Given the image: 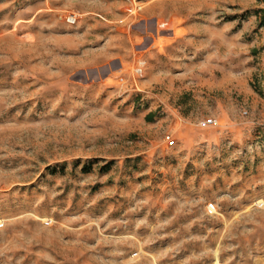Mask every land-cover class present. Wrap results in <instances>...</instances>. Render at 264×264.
Returning a JSON list of instances; mask_svg holds the SVG:
<instances>
[{"label":"rangeland","instance_id":"374dc122","mask_svg":"<svg viewBox=\"0 0 264 264\" xmlns=\"http://www.w3.org/2000/svg\"><path fill=\"white\" fill-rule=\"evenodd\" d=\"M0 264H264V0H0Z\"/></svg>","mask_w":264,"mask_h":264},{"label":"built area","instance_id":"2783aa9c","mask_svg":"<svg viewBox=\"0 0 264 264\" xmlns=\"http://www.w3.org/2000/svg\"><path fill=\"white\" fill-rule=\"evenodd\" d=\"M217 125H218L217 121H215L214 119H208V120L202 122L201 126H203V127H215ZM166 142H168L170 145L174 144V140L171 138V136L166 137Z\"/></svg>","mask_w":264,"mask_h":264},{"label":"trees","instance_id":"16d2710c","mask_svg":"<svg viewBox=\"0 0 264 264\" xmlns=\"http://www.w3.org/2000/svg\"><path fill=\"white\" fill-rule=\"evenodd\" d=\"M54 170V169H53ZM89 169H86V172L88 171ZM57 171H52V174H55Z\"/></svg>","mask_w":264,"mask_h":264}]
</instances>
